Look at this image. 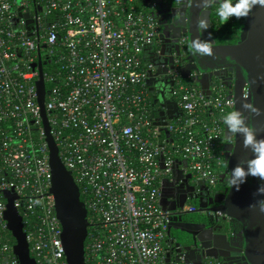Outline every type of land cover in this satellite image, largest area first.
<instances>
[{"label": "built area", "instance_id": "1", "mask_svg": "<svg viewBox=\"0 0 264 264\" xmlns=\"http://www.w3.org/2000/svg\"><path fill=\"white\" fill-rule=\"evenodd\" d=\"M156 4L33 0L30 13L28 0H0V264H17L3 218L6 190L16 196L21 222L28 219L22 228L30 257L36 264H69L49 191L38 79L57 81L44 85L43 109L86 208L84 264H193L167 260L171 214L161 204L163 187L175 172L215 187L224 156L221 117L233 101L219 81L203 95L176 63L171 89L181 117L154 123L151 64L143 54L158 43ZM51 14L59 20L43 27ZM179 43L186 54V36ZM42 61L58 66L57 77L40 72ZM200 262L219 264L207 256Z\"/></svg>", "mask_w": 264, "mask_h": 264}, {"label": "water", "instance_id": "2", "mask_svg": "<svg viewBox=\"0 0 264 264\" xmlns=\"http://www.w3.org/2000/svg\"><path fill=\"white\" fill-rule=\"evenodd\" d=\"M157 4L158 14L161 15L160 19L162 20L161 32L159 44L151 59L153 68L148 71L147 83L155 84L164 80L167 81L169 72L179 61L183 63L179 68L181 77L184 79L190 77L194 80L203 95H210V87L214 81H219L223 86H226L228 96L233 101V108L241 110L245 117V124L254 130L258 139H264V6L257 4L251 9L245 17L239 39L236 42L217 44L210 28L209 8L201 9L198 6V0H186L183 16L176 18V15L173 14L175 19L172 18V13L163 0H157ZM18 16L27 17V15L20 13ZM201 18H204L209 26L207 30L200 32L197 24ZM176 28L181 29L182 34L175 35ZM209 33L213 39L210 41L213 55H190L191 41L194 38L202 41L207 40ZM182 35L186 36V55L184 57L181 56L177 44V40ZM158 78L160 80H156ZM36 84L48 148V164L51 173L49 191L53 196L55 213L62 229V245L68 263L67 252L72 249H81V261L84 264L82 246L89 225L86 208L80 199L79 189L70 171L60 160L58 148L49 134L43 109L44 84L42 79H39ZM171 84L172 82H169L170 86ZM241 103L251 104L258 110V114L242 109ZM175 111H179L176 102H172L167 108H155L153 106L154 123L157 125L165 124L174 117ZM226 136L227 132L224 130L223 150L227 167L219 175V179L220 181L225 179L227 186L221 193L211 197V203L214 204L212 212L216 215V219L220 217L226 220V223L213 227L209 225L208 221L182 222L181 216L186 211L179 210L182 206L175 205L172 195L165 197L162 195L161 204L171 214L168 234L171 241H174L176 238L173 236L171 238L170 230L184 228L190 236L191 248L187 244L182 246L181 242L175 243L176 253L188 263L201 264L200 260L207 256L220 259V264H225L231 260L238 261L236 264H264V213L260 212L256 206L257 201L264 200V195H259L256 191L258 185H264V181L257 177L248 176L238 191L229 186L228 170L237 163L250 159L252 153L242 146L240 134L231 137L230 142L225 139ZM179 176L183 179L176 186L175 182ZM169 183L174 189L184 183L187 187L197 186L191 176H176L175 173ZM2 195L5 199L3 218L14 239L12 249L17 264H36L29 255L21 217L13 206V200L16 196L12 190H6L2 192ZM197 213L206 220L208 219L205 212L197 210ZM233 221L239 224V231L231 229L229 224ZM197 253L199 254L195 256ZM216 253L218 254L217 257L215 256ZM234 256L236 259H232ZM169 257L170 254H167V260Z\"/></svg>", "mask_w": 264, "mask_h": 264}, {"label": "clouds", "instance_id": "3", "mask_svg": "<svg viewBox=\"0 0 264 264\" xmlns=\"http://www.w3.org/2000/svg\"><path fill=\"white\" fill-rule=\"evenodd\" d=\"M216 4L215 15L221 21H227L230 17L236 19L247 17L251 9L259 4L264 6V0H198V6L201 9H207ZM208 23L204 18L198 21L197 27L199 31H205ZM207 40L194 38L189 47V54L194 56H212V46L210 41L211 33L208 34ZM181 53V52H180ZM241 108L258 114V110L251 104L241 103ZM221 123L224 126L227 136L225 139L230 142L231 137L240 134L242 136V146L252 153L250 159L237 163L228 170L227 177L229 186L238 191L241 184L245 182L248 176L257 177L264 181V139H258L252 128L245 124V117L241 110L233 108V110L222 115ZM193 180V178H192ZM257 194L264 195V185H258ZM256 206L259 211L264 213V200L257 201Z\"/></svg>", "mask_w": 264, "mask_h": 264}, {"label": "flooded vegetation", "instance_id": "4", "mask_svg": "<svg viewBox=\"0 0 264 264\" xmlns=\"http://www.w3.org/2000/svg\"><path fill=\"white\" fill-rule=\"evenodd\" d=\"M163 2L168 5V8L170 9V11L172 13V18L175 19V17H173V14L176 15V18L178 16H183L184 8L186 5V0H163ZM216 7H217L216 4H213L211 7H209V11H210L209 12V18H210L209 20H210L211 32H212V25H211L212 13H213L214 8H216ZM155 12L158 15V16H156V20L158 22V25L161 28L162 20L160 19L161 15L158 14V12H159L158 7L156 8ZM178 34H182V31H181V29L176 28L175 35H178ZM182 36H184V35H182ZM212 36H213V32H212ZM179 39L177 40V42H178L177 44L179 46V51L181 52V45L179 43ZM185 55L186 54L181 53L182 57H184ZM176 63H180V65L178 67H180L183 64L179 61H177ZM175 67H176V65H175ZM171 81H172V76H171V71H170L169 75H168V79H167V81H164V83L169 84V82L171 83ZM152 110L153 109L151 108V115L153 116ZM193 181L195 183H197V186L187 187V185L184 183L181 186H179L178 188H176L173 191V193L171 194L173 199L175 200L174 201L175 205L182 206L179 210L184 211V212L186 211V213L181 216V221L187 222V223H189L190 221H195V220H197L199 222L200 221L201 222L208 221L209 225H212L213 227H215L217 225V224H215L216 215L212 212L214 204L211 203V197H212V195H216V194L221 193V192H219L220 190L215 189V188L209 189L202 181L195 180V179H193ZM199 204H201V206H199ZM197 210L205 212L206 215L208 216V219L206 220L204 217H201L202 215H200L199 213H197L198 214L197 215L196 214ZM219 218L220 217H218V219ZM169 233H170L171 238L173 236L176 238V240L171 241L169 234L167 232L168 238H167L166 243H165L166 253L170 254V256H174V257H178V258L182 257L181 255L179 256L176 253L175 243L181 242L182 246H184V244H187V246H189L191 248L192 243L190 241V236L185 232L184 228L179 229V230H172L171 229ZM171 242H173V243H171ZM198 254L199 253H197L195 256H197ZM215 256L217 257L218 254L216 253ZM212 259H214L215 261H217L220 264V259L217 260L214 257ZM232 259H236V256H234ZM236 263H238V261L234 262V260H231V261L226 262L225 264H236Z\"/></svg>", "mask_w": 264, "mask_h": 264}, {"label": "trees", "instance_id": "5", "mask_svg": "<svg viewBox=\"0 0 264 264\" xmlns=\"http://www.w3.org/2000/svg\"><path fill=\"white\" fill-rule=\"evenodd\" d=\"M28 5L30 8V13L33 12V0H28ZM59 20V18L55 15H46L45 17V21H44V26L43 27H48L47 23L48 22H53ZM43 21V20H42ZM245 22V17L244 18H240V19H236L234 17H230L227 21H223L221 22V20H219V18L215 15V8L213 10L212 13V19H211V25H212V32H213V37L216 41L217 44H225V43H234L239 39V34L241 32V29L243 27V24ZM144 60H146V57L144 56ZM39 70L40 72H48L53 74L54 76L57 77V75L60 72V69L58 68V66H56V64L54 62H44L42 61V63L39 65ZM39 80V79H38ZM37 80V81H38ZM54 83H57V81L55 82H43V84L46 86V89H49L51 86H53ZM148 86V85H147ZM225 93L228 95V89L226 88V86H224ZM171 89V86H170ZM172 92V89H171ZM149 105H150V100L148 99ZM202 116H204V118H209L210 113L206 112L205 114L203 113ZM35 133V132H33ZM169 135L167 132H163L162 131V135ZM226 161L224 159V156L222 157V164L220 166L219 171L216 173V185H215V189L220 190L219 192H222V190L227 186L226 180L223 179L222 181H220L219 179V175L222 174L225 170H226ZM1 195V192H0ZM2 198V196H1ZM31 216V215H29ZM30 219V221H36V219L34 218V216H32V218L28 217ZM28 219L26 217L22 216V222H23V226H24V230L26 231V227L28 224L25 225V222ZM226 223V220H223L222 218L216 219V224H222L224 225ZM231 226V229L233 231H239L240 226L238 223L236 222H230L229 224ZM88 229V228H87ZM7 235L9 237V243L13 246L14 244V239L10 233V231L8 229H6ZM86 241V240H85ZM13 255V254H12ZM15 256V255H14ZM211 258V257H209ZM212 259V258H211ZM214 260V259H213ZM217 262V261H216Z\"/></svg>", "mask_w": 264, "mask_h": 264}, {"label": "crops", "instance_id": "6", "mask_svg": "<svg viewBox=\"0 0 264 264\" xmlns=\"http://www.w3.org/2000/svg\"><path fill=\"white\" fill-rule=\"evenodd\" d=\"M145 1L148 2V0H145ZM157 5L158 4H156V7H157ZM221 22H223V21H221ZM157 25H158V22H157ZM158 31H159V35H160L161 28H160L159 25H158ZM158 44H159V36H158V43L153 48L149 47L146 51H144V54H143V59H144V56H145L146 57L145 61H147V62H149L151 64V69L153 68V65L151 63V59L153 58V54H154ZM156 80H160V79L158 78ZM164 81H162L161 83H155V84H148L147 83L148 88H149L148 95H149V100H150V107L152 109H153V106L155 108H161V107L162 108H165V107L167 108V107H169V105L172 102H176L175 98L172 95V92H171V89H170V85L164 83ZM178 108H179V111L178 112H176V111L174 112V117L172 119H175L177 117H181L182 111H181L179 106H178ZM175 175L178 176L179 174H177V172H175ZM182 179H181V176H179V178L175 182L176 186H178V184L182 182ZM186 181H187V179H186ZM163 188L164 189H163L162 195L164 197L167 196V195H171L173 193V191L175 190L174 187L170 183L164 184Z\"/></svg>", "mask_w": 264, "mask_h": 264}, {"label": "rangeland", "instance_id": "7", "mask_svg": "<svg viewBox=\"0 0 264 264\" xmlns=\"http://www.w3.org/2000/svg\"><path fill=\"white\" fill-rule=\"evenodd\" d=\"M44 116H45V114H44ZM82 248H83V250H85V241L83 243ZM81 251H82L81 249H72V250H69L67 252V256H68L70 264H82Z\"/></svg>", "mask_w": 264, "mask_h": 264}]
</instances>
